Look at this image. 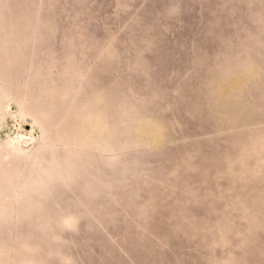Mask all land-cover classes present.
Returning a JSON list of instances; mask_svg holds the SVG:
<instances>
[{
    "label": "rangeland",
    "instance_id": "1",
    "mask_svg": "<svg viewBox=\"0 0 264 264\" xmlns=\"http://www.w3.org/2000/svg\"><path fill=\"white\" fill-rule=\"evenodd\" d=\"M0 264H264V0H0Z\"/></svg>",
    "mask_w": 264,
    "mask_h": 264
}]
</instances>
